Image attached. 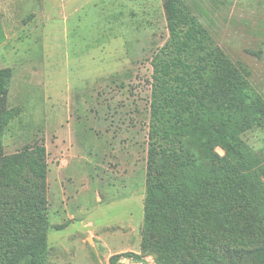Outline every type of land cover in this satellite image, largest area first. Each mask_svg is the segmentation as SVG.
<instances>
[{"label": "rangeland", "instance_id": "1", "mask_svg": "<svg viewBox=\"0 0 264 264\" xmlns=\"http://www.w3.org/2000/svg\"><path fill=\"white\" fill-rule=\"evenodd\" d=\"M183 1L264 101V0ZM168 37L162 0H0L3 151L46 148L48 264H169L140 245L151 59ZM244 139L264 165V131Z\"/></svg>", "mask_w": 264, "mask_h": 264}, {"label": "trees", "instance_id": "2", "mask_svg": "<svg viewBox=\"0 0 264 264\" xmlns=\"http://www.w3.org/2000/svg\"><path fill=\"white\" fill-rule=\"evenodd\" d=\"M162 2L169 37L151 59L141 251L169 264H264V165L244 139L264 131V101L183 0ZM11 75L0 68V264H48L46 148L3 151Z\"/></svg>", "mask_w": 264, "mask_h": 264}]
</instances>
